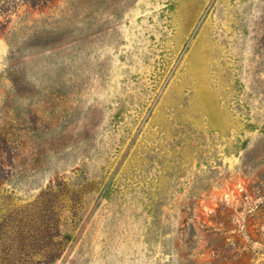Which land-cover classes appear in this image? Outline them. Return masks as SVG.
<instances>
[{
    "label": "rangeland",
    "instance_id": "rangeland-1",
    "mask_svg": "<svg viewBox=\"0 0 264 264\" xmlns=\"http://www.w3.org/2000/svg\"><path fill=\"white\" fill-rule=\"evenodd\" d=\"M1 224L0 264H264V0H0Z\"/></svg>",
    "mask_w": 264,
    "mask_h": 264
},
{
    "label": "trees",
    "instance_id": "trees-1",
    "mask_svg": "<svg viewBox=\"0 0 264 264\" xmlns=\"http://www.w3.org/2000/svg\"><path fill=\"white\" fill-rule=\"evenodd\" d=\"M24 1L38 6V5H46L47 3H49L52 0H24ZM247 165H248L247 168H251V165L249 163ZM45 195H46V193L43 194V198L45 197ZM41 198H42V196H41ZM40 203L41 202L39 200V201H37V203L33 204V205H35V207H33V209H31V210L38 209V206H36V205H38ZM40 213H39L40 214L39 220L37 221L36 224L34 223V220L38 219L37 217L33 218L31 220V222L29 223V221H27L29 219V217L27 216L25 218V220L23 222H21V225L17 226V229H15L16 241L13 239V243L15 244L14 245L15 249L13 248L12 251H13V254H15L16 256H18V255L19 256H21V255L26 256L27 254H29V253H27V249L31 248L32 242L35 241L36 238L40 237V238H42L40 240V243H39L41 246V250H42V253H40L42 258L47 260V261H53L59 256L60 251H61V247H60V249H58V247H57L58 241L56 240V238L60 234H59V231L57 230L55 223L53 224V223L49 222V220H45L44 216H45V214H47V212L45 210H43ZM26 214H30V213L27 212ZM41 215H43V216H41ZM23 224H24V226H23ZM3 225L1 224L0 227H2ZM25 225H28V226L25 227ZM0 232H1V228H0ZM41 243H44V244L41 245ZM21 245H22V248H25L26 250L16 248L17 246L21 247ZM15 264H21V263L16 262Z\"/></svg>",
    "mask_w": 264,
    "mask_h": 264
}]
</instances>
